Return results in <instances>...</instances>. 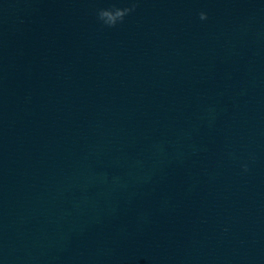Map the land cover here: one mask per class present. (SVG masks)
Returning <instances> with one entry per match:
<instances>
[{
  "label": "water",
  "instance_id": "95a60500",
  "mask_svg": "<svg viewBox=\"0 0 264 264\" xmlns=\"http://www.w3.org/2000/svg\"><path fill=\"white\" fill-rule=\"evenodd\" d=\"M0 264H264V0H0Z\"/></svg>",
  "mask_w": 264,
  "mask_h": 264
},
{
  "label": "clouds",
  "instance_id": "9594fccd",
  "mask_svg": "<svg viewBox=\"0 0 264 264\" xmlns=\"http://www.w3.org/2000/svg\"><path fill=\"white\" fill-rule=\"evenodd\" d=\"M201 15L203 16L204 14L202 13Z\"/></svg>",
  "mask_w": 264,
  "mask_h": 264
}]
</instances>
